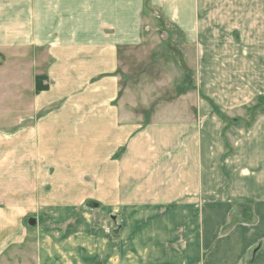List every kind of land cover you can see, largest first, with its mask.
I'll return each mask as SVG.
<instances>
[{
	"label": "crops",
	"instance_id": "obj_1",
	"mask_svg": "<svg viewBox=\"0 0 264 264\" xmlns=\"http://www.w3.org/2000/svg\"><path fill=\"white\" fill-rule=\"evenodd\" d=\"M148 2L194 52L196 88L152 109L123 64L144 47L145 0H0V50H31L48 77L25 147L40 157L38 132L87 130L103 151L81 160L105 158L97 203L0 188V264H264V111L246 116L264 96V0Z\"/></svg>",
	"mask_w": 264,
	"mask_h": 264
},
{
	"label": "rangeland",
	"instance_id": "obj_2",
	"mask_svg": "<svg viewBox=\"0 0 264 264\" xmlns=\"http://www.w3.org/2000/svg\"><path fill=\"white\" fill-rule=\"evenodd\" d=\"M143 15L144 47L127 52L123 63L125 70L140 77V83L133 81L125 85L131 92L142 88L147 99L146 106L152 109L171 96L177 95L180 90L185 88L196 90L192 72L194 52L183 47V36L158 9L150 5L148 0H145ZM31 54V50L27 52L0 50V188H17L18 191L31 188L34 192V201H39L42 189L48 194L42 196L45 198L42 202H51L53 198L58 197L55 193L57 189L75 187L82 190L83 206L85 203H97L95 197L100 196L93 193L105 187V158L96 165L81 160L90 157L91 148L93 152L103 151L99 148L103 145L95 144L94 141L98 137L97 132L68 129L64 132L63 130L38 132L34 138L35 142L46 140L51 143L45 147L39 145L40 157L35 155V147L32 148L34 150L32 157L30 148L24 145L26 126L32 123L30 113L26 112L31 87L34 96L49 88L46 73L42 72L43 68H39L37 63L36 65L33 63ZM43 57L45 58V55ZM261 103L264 104V99ZM58 104L54 103L44 111L53 109L52 107ZM149 109H145V112L148 113ZM252 113L253 110L248 109L246 112L248 119L252 117ZM150 117L151 115L146 116L147 119ZM226 119L229 126L232 119L228 117ZM118 150L113 156L114 159L120 154V149ZM43 151H46V156H43ZM50 192L55 195H50ZM90 192L92 196L89 195ZM71 196L73 195H67ZM30 212L27 211V214ZM67 229L69 231L70 227ZM28 236L29 239L36 236L35 228L28 232ZM29 243L25 242L19 246L24 247ZM30 245L31 243L28 246Z\"/></svg>",
	"mask_w": 264,
	"mask_h": 264
},
{
	"label": "trees",
	"instance_id": "obj_3",
	"mask_svg": "<svg viewBox=\"0 0 264 264\" xmlns=\"http://www.w3.org/2000/svg\"><path fill=\"white\" fill-rule=\"evenodd\" d=\"M264 99V96H260L256 99L255 103L249 108L250 110L252 109L253 110V113H252V117L250 118L251 120L254 119V114L256 115L257 113H261L264 111V104L261 103V100ZM212 104V107L214 108V111L218 114H220L225 120H227L226 116H223L220 112V110L218 109V107L213 103L211 102ZM258 111V112H257Z\"/></svg>",
	"mask_w": 264,
	"mask_h": 264
},
{
	"label": "water",
	"instance_id": "obj_4",
	"mask_svg": "<svg viewBox=\"0 0 264 264\" xmlns=\"http://www.w3.org/2000/svg\"><path fill=\"white\" fill-rule=\"evenodd\" d=\"M36 221L33 218L28 219V225H35Z\"/></svg>",
	"mask_w": 264,
	"mask_h": 264
}]
</instances>
